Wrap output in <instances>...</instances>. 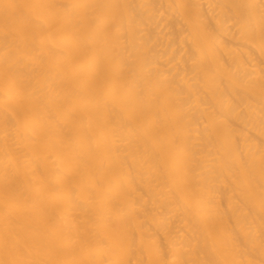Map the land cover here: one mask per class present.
Wrapping results in <instances>:
<instances>
[{
	"label": "bare ground",
	"instance_id": "bare-ground-1",
	"mask_svg": "<svg viewBox=\"0 0 264 264\" xmlns=\"http://www.w3.org/2000/svg\"><path fill=\"white\" fill-rule=\"evenodd\" d=\"M0 264H264V0H0Z\"/></svg>",
	"mask_w": 264,
	"mask_h": 264
}]
</instances>
